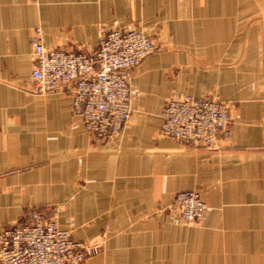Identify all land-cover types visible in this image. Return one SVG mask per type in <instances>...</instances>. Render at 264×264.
<instances>
[{
    "label": "crops",
    "instance_id": "1",
    "mask_svg": "<svg viewBox=\"0 0 264 264\" xmlns=\"http://www.w3.org/2000/svg\"><path fill=\"white\" fill-rule=\"evenodd\" d=\"M127 25L167 48L129 72V123L96 139L68 88L32 92L31 42L88 53ZM180 93L233 103L216 149L159 136ZM186 191L206 205L189 227L169 210ZM31 212L102 245L82 264H264V0H0V233Z\"/></svg>",
    "mask_w": 264,
    "mask_h": 264
},
{
    "label": "built area",
    "instance_id": "2",
    "mask_svg": "<svg viewBox=\"0 0 264 264\" xmlns=\"http://www.w3.org/2000/svg\"><path fill=\"white\" fill-rule=\"evenodd\" d=\"M37 37L31 42L32 92L58 93L68 88L74 116L96 139L117 136L131 117L129 72L156 51L152 39L127 25L103 30L93 52L48 50ZM159 136L180 144L216 149L230 122L229 106L215 97L182 94L161 110ZM177 224L189 227L206 211L194 191L176 194L169 208ZM99 243L74 242L70 232L51 217L31 212L25 223L0 233V264H82L99 254Z\"/></svg>",
    "mask_w": 264,
    "mask_h": 264
},
{
    "label": "rangeland",
    "instance_id": "3",
    "mask_svg": "<svg viewBox=\"0 0 264 264\" xmlns=\"http://www.w3.org/2000/svg\"><path fill=\"white\" fill-rule=\"evenodd\" d=\"M151 38V37H150ZM152 39V38H151ZM152 41L154 42V44H155V46H156V50L158 49H161V48H167V46H165L166 44H164V43H157L154 39H152ZM129 79H130V76H129ZM178 95H182V93H180V94H174V95H172L171 97H169L168 99H170V98H173V97H176V96H178ZM187 95V94H186ZM201 97V96H200ZM203 97H215L216 99H218L219 101H221V102H224V103H226L228 106H229V115H230V120H231V112L233 111V108H234V106H233V103H231V102H227V101H224V100H221L220 98H219V96L217 95V94H214V95H212V94H208V95H203ZM167 99V100H168ZM166 100V101H167ZM165 101V102H166ZM229 124H230V122H229ZM194 192H197V191H194ZM179 193V192H178ZM198 194H199V192H197ZM200 195V194H199ZM201 197V196H200ZM68 230V229H67ZM69 231V230H68ZM70 232V231H69ZM101 245V244H100ZM100 252L102 251V245H101V247H100ZM100 252H99V254H100Z\"/></svg>",
    "mask_w": 264,
    "mask_h": 264
}]
</instances>
